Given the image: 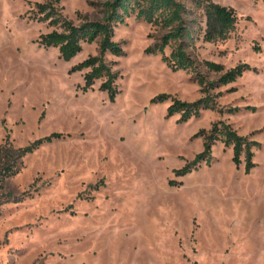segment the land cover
<instances>
[{"label": "rangeland", "instance_id": "rangeland-1", "mask_svg": "<svg viewBox=\"0 0 264 264\" xmlns=\"http://www.w3.org/2000/svg\"><path fill=\"white\" fill-rule=\"evenodd\" d=\"M43 1L0 0V167L4 157L22 162L0 193L25 192L20 201L0 199V264H264V0H213L238 14L230 37L216 42L203 38V11L183 0L191 27L202 26L187 49L208 80L222 72L205 60L224 71L252 66L211 91L238 111L207 108L186 121L168 116V106L173 97L197 100L202 88L193 71L147 51L163 27L135 14L115 27L124 54H106L119 73L112 101L102 79L84 90L86 69L70 71L97 53L98 41L71 60L40 44L57 28L41 19ZM106 1L54 2L78 24L101 20ZM162 93L164 101L152 100ZM220 119L260 143L255 166L246 172L244 159L237 165L232 146L218 140L210 163L178 174L204 148L196 133ZM53 132L63 136L22 157L1 152Z\"/></svg>", "mask_w": 264, "mask_h": 264}, {"label": "trees", "instance_id": "trees-1", "mask_svg": "<svg viewBox=\"0 0 264 264\" xmlns=\"http://www.w3.org/2000/svg\"><path fill=\"white\" fill-rule=\"evenodd\" d=\"M55 0H44L37 2L38 12L42 20H48L51 25L56 26L53 30L42 33L39 42L44 47L56 46L59 48L60 56L64 60H71L83 48V43L98 41V51L91 54L81 62L72 66L70 71L86 69L83 85L84 90L91 88L96 80L102 79L101 88L108 92L110 100H115L120 92L115 84L119 76L118 71L113 68L112 63L106 57L108 52L121 56L124 54L123 46L120 42L114 40L115 27L120 23H125L127 18L135 14L136 18L158 24L164 28L160 40L154 45L149 46L147 51L159 52L163 60L173 69L191 70L195 74V79L202 88V96L194 101L181 100L173 97L172 103L168 106L167 115L171 116L176 113L180 114V120L186 121L192 116H198L203 109L211 108L230 112H236L239 107L224 108L219 105L211 91L221 85L228 84L237 80L252 66L247 62H241L224 71L222 63L205 60L204 64L210 70L222 72L217 80H208L205 74L199 70L196 59L187 49V39H193V31H201L202 26L192 28L186 18L188 5L183 0H108L103 3V18L101 20H90L84 18L76 24L56 6ZM193 5L203 11L205 16L204 40L216 42L226 40L236 29L238 14L233 6H227L213 0H191ZM198 25L199 22L197 23ZM59 27V28H58ZM174 44L169 55L166 54L165 48ZM168 94L162 93L153 98V101H164ZM204 135V148L191 161L178 170V174H187L197 168L202 162L210 163L213 159V144L220 140L226 146L233 148V161L238 165L243 159L245 162V171L250 172L255 166L254 150L260 146L257 140L249 139L247 136L239 134L230 123L217 120L209 130L202 129L196 135ZM63 136L62 132H53L49 135L40 137L26 146L14 148L9 146L1 147L7 157L9 149L18 152V156L34 151L38 146L45 142ZM7 149V150H6ZM4 156V155H3ZM244 158H243V157ZM0 167V185L4 179L19 171L21 163L18 158H5ZM21 195L13 192L0 193V199L8 201H20Z\"/></svg>", "mask_w": 264, "mask_h": 264}]
</instances>
